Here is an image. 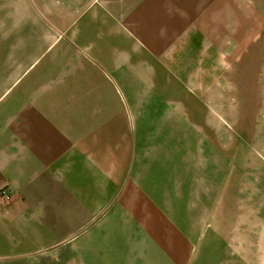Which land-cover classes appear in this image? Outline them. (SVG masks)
Segmentation results:
<instances>
[{"label": "crops", "instance_id": "0c3cea01", "mask_svg": "<svg viewBox=\"0 0 264 264\" xmlns=\"http://www.w3.org/2000/svg\"><path fill=\"white\" fill-rule=\"evenodd\" d=\"M263 18L250 0H0V264H194L227 83Z\"/></svg>", "mask_w": 264, "mask_h": 264}, {"label": "rangeland", "instance_id": "374dc122", "mask_svg": "<svg viewBox=\"0 0 264 264\" xmlns=\"http://www.w3.org/2000/svg\"><path fill=\"white\" fill-rule=\"evenodd\" d=\"M251 6L264 11V0H250ZM261 22L250 52L257 62H249L243 84L240 77L227 83L232 107L225 105L221 116L227 143L217 147L213 202L199 213L200 244L194 250L198 256L200 248V256L194 264H264V18Z\"/></svg>", "mask_w": 264, "mask_h": 264}, {"label": "built area", "instance_id": "2783aa9c", "mask_svg": "<svg viewBox=\"0 0 264 264\" xmlns=\"http://www.w3.org/2000/svg\"><path fill=\"white\" fill-rule=\"evenodd\" d=\"M0 197L2 199V202L5 204H8L12 200V193L8 187H2L0 189Z\"/></svg>", "mask_w": 264, "mask_h": 264}]
</instances>
